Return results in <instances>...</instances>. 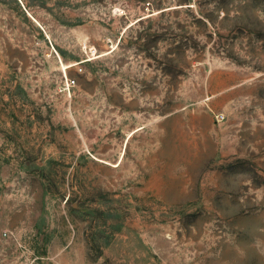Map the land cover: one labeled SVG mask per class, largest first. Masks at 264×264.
Masks as SVG:
<instances>
[{
  "label": "rangeland",
  "instance_id": "obj_1",
  "mask_svg": "<svg viewBox=\"0 0 264 264\" xmlns=\"http://www.w3.org/2000/svg\"><path fill=\"white\" fill-rule=\"evenodd\" d=\"M16 2L0 264H264V0Z\"/></svg>",
  "mask_w": 264,
  "mask_h": 264
},
{
  "label": "crops",
  "instance_id": "obj_2",
  "mask_svg": "<svg viewBox=\"0 0 264 264\" xmlns=\"http://www.w3.org/2000/svg\"><path fill=\"white\" fill-rule=\"evenodd\" d=\"M35 1L36 0H18V3L23 7V9H25L26 13L31 17V19H34V21L38 22V20L32 15L33 12L38 9V4ZM25 2H29L31 5L29 4L26 6ZM7 9L6 0H0V31H6L7 29L8 24L3 20L6 18V13H9ZM4 154H6V152Z\"/></svg>",
  "mask_w": 264,
  "mask_h": 264
},
{
  "label": "built area",
  "instance_id": "obj_3",
  "mask_svg": "<svg viewBox=\"0 0 264 264\" xmlns=\"http://www.w3.org/2000/svg\"><path fill=\"white\" fill-rule=\"evenodd\" d=\"M78 70L81 71L82 68L79 67ZM74 83H75V80H74V79H69V78L67 79V85H68V86H73ZM220 117H222V115H220Z\"/></svg>",
  "mask_w": 264,
  "mask_h": 264
},
{
  "label": "water",
  "instance_id": "obj_4",
  "mask_svg": "<svg viewBox=\"0 0 264 264\" xmlns=\"http://www.w3.org/2000/svg\"><path fill=\"white\" fill-rule=\"evenodd\" d=\"M182 5H176V6H173L171 8H177V7H181ZM184 6V5H183ZM162 11V10H161ZM159 12V11H158Z\"/></svg>",
  "mask_w": 264,
  "mask_h": 264
},
{
  "label": "trees",
  "instance_id": "obj_5",
  "mask_svg": "<svg viewBox=\"0 0 264 264\" xmlns=\"http://www.w3.org/2000/svg\"><path fill=\"white\" fill-rule=\"evenodd\" d=\"M178 1H179V2H185V1H187V0H177V2H178ZM188 1H189V0H188Z\"/></svg>",
  "mask_w": 264,
  "mask_h": 264
}]
</instances>
